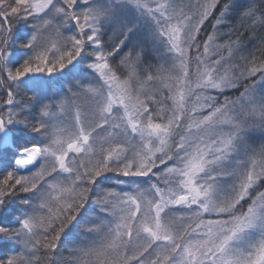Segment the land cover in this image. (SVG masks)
I'll list each match as a JSON object with an SVG mask.
<instances>
[{
    "label": "snow or ice",
    "instance_id": "6c2138e0",
    "mask_svg": "<svg viewBox=\"0 0 264 264\" xmlns=\"http://www.w3.org/2000/svg\"><path fill=\"white\" fill-rule=\"evenodd\" d=\"M0 264H264V0H0Z\"/></svg>",
    "mask_w": 264,
    "mask_h": 264
}]
</instances>
